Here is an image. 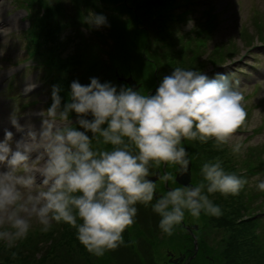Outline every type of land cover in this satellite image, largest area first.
Listing matches in <instances>:
<instances>
[{
	"label": "rangeland",
	"instance_id": "1",
	"mask_svg": "<svg viewBox=\"0 0 264 264\" xmlns=\"http://www.w3.org/2000/svg\"><path fill=\"white\" fill-rule=\"evenodd\" d=\"M28 1L36 3L28 9ZM10 2L11 6L28 9L27 12L36 17L45 18L46 13H51V16L62 23L60 38L65 48L60 51L61 56H73L70 59L72 63L63 72L69 86L74 80L87 85L90 78L94 77L101 83L109 82L119 91L121 86L118 76L131 73L143 84L139 91L141 94L151 95L150 91L153 90L154 95L163 77L170 75L175 67H181L200 71L209 78L218 74L226 75L233 86L242 95H246L243 100L246 119L240 127L242 132L237 131L232 141L245 146L242 148V154L234 155L231 144L218 149L212 139L206 143L196 140L185 141L183 144L192 161V178L195 185L206 183L203 181L201 167L205 162H215L217 158L222 162L226 173L247 179L248 183L245 185L250 188L246 190L243 187L238 195L208 194L209 199L221 207L223 213L220 216L201 212L197 219L185 211L184 220L174 228L171 235L164 233L159 224L155 226L150 221L146 224L142 222L137 227L136 220L128 230V241L122 234L123 241L127 242L124 241L115 250L107 251L102 257L89 253L78 240L76 229L70 225L54 222L51 230L43 233L40 231L41 226L34 219L27 240L17 242V245L21 243L25 246L30 243V246L38 251L28 262L36 264L39 259L47 260V264H166L169 251L179 254L184 252L185 248H190V252L194 251L198 257L196 264L210 263L205 254L214 264H229L227 258L232 256L229 249L232 250L228 241L238 237L243 243L241 253L237 255L246 258L244 264H264V243L261 241L264 231L254 237L257 251H253L255 247L252 240H247L246 237L252 229L249 219H252L254 213L264 210V194L256 188L258 181L255 179L257 176L264 179V41H261L264 40V0H0V4L4 6V17L11 18L8 27L6 24L0 25L1 29L5 30L0 33V73H9L0 82V101L4 102L5 109L12 119L13 126L7 132H11L13 141H16L22 137L17 125L25 127L29 122L42 123L41 113L51 106L53 88L52 84L47 82L49 73L45 67L32 61V55L27 52L32 49L28 46L30 33L26 30L29 26L27 13L21 10L17 13L21 16H16L12 13ZM166 3L172 5L166 6ZM94 14L104 15L107 24L99 27L89 24L87 21ZM210 20L211 24L207 25L209 28L204 33H199L197 30L200 22ZM34 21L33 29L40 19ZM133 25L143 30L139 34H147L146 44L137 49L135 44H131V29L126 30L125 27L131 28ZM194 37L207 38L206 43L203 45L197 41L199 47L191 49L188 39ZM169 42L173 45L170 49L167 48ZM129 54V58H126ZM224 61L231 63L226 70H212L213 65ZM28 85L33 87L25 91ZM123 87L128 88L125 85ZM58 95L61 98V107L71 102V97L65 101V97L59 93ZM84 118L92 119V116L89 114ZM69 119L73 127L78 129V115L74 111L69 113ZM19 132L20 135L17 136ZM86 134L91 138V132ZM11 146L15 147V144ZM92 146L94 149L105 147L97 145L96 139L92 140ZM36 156V152L30 154L31 159ZM252 158L254 161L258 160L259 164L250 163L248 160ZM244 165L249 166L245 168ZM255 167L261 172L258 173ZM5 170L6 166L0 165V171ZM41 180L42 177L36 173L37 185L34 190H42L39 184ZM175 184L178 187L177 183ZM244 192H248V201L260 206L261 210L244 211ZM227 211L231 215L226 218L232 217L237 222L233 227L222 224L221 218ZM77 222L81 221L78 219ZM196 223L199 224V229L193 230L192 225ZM154 231L156 233L151 234ZM142 244L145 250L140 249ZM148 245L150 250L146 251ZM124 247L126 252L122 251ZM130 248L134 250L130 253L131 259L128 257ZM14 250L15 247L9 249L0 241L1 257L13 263L22 262L18 256L12 257ZM46 251L48 253L43 255ZM226 253L229 254L225 255ZM137 257H140V262Z\"/></svg>",
	"mask_w": 264,
	"mask_h": 264
},
{
	"label": "clouds",
	"instance_id": "2",
	"mask_svg": "<svg viewBox=\"0 0 264 264\" xmlns=\"http://www.w3.org/2000/svg\"><path fill=\"white\" fill-rule=\"evenodd\" d=\"M87 22L96 27L107 24L102 14ZM70 88L71 102L61 107L59 88L53 86L39 134L29 130L13 141V134L6 132L0 141V165L7 168L0 171V241L7 248L27 238L35 219L43 233L54 222L70 225L86 250L102 257L124 243L122 234L135 222L138 203L148 206L155 198L152 209L161 217L159 228L171 235L185 211L197 219L201 212L222 214L208 194L238 195L248 183L226 173L218 158L202 165L206 183L194 187H175L157 197L156 183L148 179L151 165H178L181 174L188 171L190 160L182 141L212 139L218 149L231 144L234 155L242 154L245 146L232 141L247 113L242 93L228 76L209 78L175 67L154 95L126 87L117 91L94 77L87 85L74 80ZM71 111L84 131L73 127ZM89 114L92 119L84 118ZM93 139L111 148L94 149ZM32 152L38 153L35 159L30 158ZM36 173L42 177V190H34ZM255 179L264 192V179ZM161 180L168 182L173 176L166 173Z\"/></svg>",
	"mask_w": 264,
	"mask_h": 264
},
{
	"label": "trees",
	"instance_id": "3",
	"mask_svg": "<svg viewBox=\"0 0 264 264\" xmlns=\"http://www.w3.org/2000/svg\"><path fill=\"white\" fill-rule=\"evenodd\" d=\"M112 1L118 2L119 0H112ZM169 5H172V4L166 3V6H169ZM50 14L51 13H49V14L46 13V17L45 18L41 17L39 24L37 26H35L36 28L35 29L31 28L32 29L31 30L32 31L31 38H32V41L35 42V45H36L35 46V48H36V59L47 64L48 66L49 65L53 66L54 69L56 70L55 71L56 74H58V76L60 74V78H57L58 84H59V87H58L59 92L58 93L61 96L65 97V101H66L71 97V88L68 84V81H66L63 78V74H64L63 72H65L66 68H68V66L72 63L70 59L73 56H68V57L67 56H65V57L61 56L62 53H60V51L63 48H65L64 42L61 41V38H60V32L62 31L63 25H62V23H60V21H57L53 15L51 16ZM34 25L35 24L33 22H31L30 27H34ZM125 27H126V30L131 29V34H130L131 36L130 37H131V41H132L131 42L132 46H133V44H135L136 45L135 48L137 49V47H139V46L142 47L146 44L147 34H145V33L139 34L141 29L138 26L133 25V26H131V28H130V26H125ZM134 39H136V41H134ZM192 41H193V39H191L190 42H192ZM172 47H173L172 43L169 42L167 44V48L170 49ZM192 47H194L193 44L191 45V49H192ZM134 49H132L133 52H135ZM179 52L181 53L182 50L180 49ZM176 54H178V51ZM84 56H85V54H84ZM84 56H82V58ZM129 56H130V54L128 56H126V58H129ZM134 68L137 69V67H134ZM253 160L254 159L252 158L248 161L251 163V162H253ZM248 161L245 159V164H247ZM249 165H244V167L246 168ZM244 188L247 190L250 187L245 185ZM247 193L248 192H244V194L242 195V200H243V198H245V200H243L244 205H242V208H244V211L248 212L250 209H252V211L256 212V211L261 210V208H259L260 206H258L257 204H252L251 201H248ZM227 215L230 216L231 213L227 211L223 215V218H221L222 224L228 225V226L231 225V227L236 225L237 222L234 220V218H232V217L226 218ZM245 220H248V219H245ZM249 220H251L252 229H251V232L249 231V233L246 235V237H247V240H252V245L255 247V248H253V251H257L258 248L254 244V242H255L254 237L256 238V236H258V233H261L262 231H264V215H262V213H259V216L255 217L253 219H249ZM145 221H148V220L146 219ZM261 235L263 236L261 241L264 243V232ZM25 240H27V239H25ZM242 243H243V241L240 242L238 237H235L232 241L231 240L228 241L229 248H231V250H232V251H230V249L228 248L230 254L232 255V256L229 255L227 258L229 264H244L247 261V260H245L246 258H240L237 255V253H239L240 250L242 249ZM245 243H247V242L245 241ZM230 246H232L233 248ZM22 248H24V249H22ZM14 252L16 253V256H18V258L20 260H23V259L29 260L31 257H34L36 255L34 253L38 252V251L36 249H33L30 246V243H28V246H25V244L19 243L18 245H16ZM232 253H234L235 255H233ZM227 254H229V253H226L225 255H227ZM240 256H242V255L240 254ZM0 258H1V255H0ZM26 260H24V261H26ZM5 261L12 262L8 259H5ZM220 261H221V259H220ZM38 262L47 263V260L42 261V260L38 259ZM134 264H136V263H134Z\"/></svg>",
	"mask_w": 264,
	"mask_h": 264
},
{
	"label": "flooded vegetation",
	"instance_id": "4",
	"mask_svg": "<svg viewBox=\"0 0 264 264\" xmlns=\"http://www.w3.org/2000/svg\"><path fill=\"white\" fill-rule=\"evenodd\" d=\"M80 131H84V129L79 127ZM183 141H182V146H183ZM102 146V145H100ZM106 148L108 147L109 149L111 148V145H103ZM188 158H189V154H188ZM190 160V158H189ZM191 163V161H190ZM150 173L151 175H156L157 179L154 181L156 183V196L159 197L160 195L165 194L168 190L175 188L177 183L175 181L176 177L182 175L184 177V175H186V173H180L179 172V166L178 165H166V164H161L159 166V168H157L155 165H151L150 166ZM166 173H170L173 176V180L168 181V182H162L161 177L164 176ZM178 187H183L182 185L178 184ZM155 203V198L152 201V204ZM152 204H149L148 206H144L143 204H137L135 205L137 208V214L135 216V218H142L143 216H149L150 218L153 215V218H159L160 216L155 213L152 209ZM159 216V217H158ZM161 218V217H160ZM129 228V227H128ZM128 228L125 229V231L123 232V234H128ZM153 234L156 233V231L152 232ZM194 251L190 252V248H185L184 252H180L179 254H176L173 251H169L168 252V260H167V264H195V260L194 258H197V256L193 255ZM206 257V256H205ZM187 261V262H186Z\"/></svg>",
	"mask_w": 264,
	"mask_h": 264
},
{
	"label": "bare ground",
	"instance_id": "5",
	"mask_svg": "<svg viewBox=\"0 0 264 264\" xmlns=\"http://www.w3.org/2000/svg\"><path fill=\"white\" fill-rule=\"evenodd\" d=\"M3 4H0V25L1 24H6V26H9L10 23V19L11 18H5L4 14H3ZM6 27V28H7ZM3 31H5L4 29H1L0 27V33H2ZM3 76L0 75V79H2ZM25 124V123H22ZM41 124L40 122H29V125L23 127L22 125H19V130H23V134H26L29 130H33L36 131L37 134H39V132L41 131ZM12 119L10 118L9 112H7V110L5 109V105L4 102L0 101V132L3 130H8L9 128H12ZM14 131H16V129H14ZM23 136V135H22ZM20 139V138H19ZM13 149H15V147H13ZM39 151H43L42 149H40ZM37 153V152H36ZM38 154V153H37ZM47 157L45 156V159ZM48 253V251H46L44 253V255H46ZM22 262H14L15 264H30V262H28L29 260H21ZM55 261V260H54ZM36 262V261H35ZM13 262H8L5 261V259L3 257L0 258V264H14ZM36 264H40L38 262H36ZM64 264V263H62Z\"/></svg>",
	"mask_w": 264,
	"mask_h": 264
},
{
	"label": "water",
	"instance_id": "6",
	"mask_svg": "<svg viewBox=\"0 0 264 264\" xmlns=\"http://www.w3.org/2000/svg\"><path fill=\"white\" fill-rule=\"evenodd\" d=\"M125 81L131 86L132 90H135L138 87L136 84V81L131 76L125 78ZM188 180H189V177H185L183 179H180V182L184 184H188Z\"/></svg>",
	"mask_w": 264,
	"mask_h": 264
}]
</instances>
